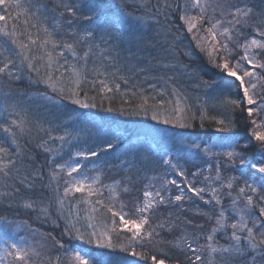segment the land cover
I'll return each instance as SVG.
<instances>
[{"label":"trees","instance_id":"1","mask_svg":"<svg viewBox=\"0 0 264 264\" xmlns=\"http://www.w3.org/2000/svg\"><path fill=\"white\" fill-rule=\"evenodd\" d=\"M25 2L26 0H22V3ZM41 2L47 4L49 9H55L54 14L56 15L63 11L64 16L61 17L63 28L65 30L72 29L77 33L79 31L75 26L76 22H79L77 24H81L84 21H90L85 20V16H92L91 20H101L106 14L123 10L122 5L124 4L128 5L129 9L138 11V13L144 12L145 5L144 3L142 6L139 3L125 0H41ZM201 2L204 3V0H201ZM245 3L254 4L257 9L264 8L261 0H208L210 6L207 9V16L211 17L212 23H214L216 19L222 18L220 13L223 11V19H230L231 17L228 16V12L234 10L235 7H243ZM57 4H67L69 7H73L76 10V15L72 16L64 8L57 7ZM146 5L148 7L151 6V10H155L156 12L157 8H159L157 14L160 15V18L155 15L158 17V20L151 23L149 35L143 39V42H141V45L135 51L137 52L135 54L136 59L142 56L141 60L144 63H142V66L140 65L138 68L130 71L131 69L125 62L128 59L127 53L120 54V52H116V60L105 62L108 64L109 72L119 69L115 76V83L120 84V91L108 93V96L112 97V99L103 100L102 106L98 97L97 107L94 108V112L113 121L117 119L122 121L121 118L116 119L115 114H125L124 119H128L126 115L137 117L140 114L132 113L135 111V106L142 102V95L155 97V99L149 100L150 107L148 110L152 108V105L159 107L157 104L159 100H164L165 102L169 100L167 97L169 94L168 88L166 87V93L163 92V95H160L161 90L156 87L157 84L155 88L149 87V85L155 84L151 79L158 77L157 80L159 81L160 76L164 75L170 82L171 78V83L177 89H181V92L190 101V109L189 107L186 109V114L195 118L191 119L190 123L193 126L189 128H181L175 123H169V125L179 129L188 136L194 137L196 144L200 145L199 148L193 147L182 155V162L187 173L193 176V173H197V171H199V174H203L200 171L204 168L206 169V167L214 169L215 164H219V155L222 154L219 153L220 150L217 142L218 140L226 139L228 143L234 145L235 153L239 155L234 156V160L230 164L220 161L219 165H221L222 169L232 170L241 179H253V182L259 185V191L256 199H254L259 203L258 197L264 193V188L260 186V184L264 185V174L255 171L248 162L253 161L254 164L264 162V142L256 140L252 135L254 130L264 131V110L254 112L253 116L249 117L247 108H258L262 99H264V69L259 67L253 68L246 61L242 62L246 70L256 74L250 78L246 77L245 81L246 86L249 80L257 85L255 89H250V92L254 94V98L257 100V104L249 106L246 100L239 107L228 104L227 101L229 100H240L243 96V91L234 86L230 87L229 84L234 81V78L226 77L224 71L215 66L216 63L223 62L220 59L223 56V52L219 56L215 53L213 54L214 63L210 61L205 51H201L200 47H197L200 37L207 36L204 29L211 27V23L206 19L202 25H198L200 32L197 39H193L195 30L194 33H188L183 21L179 19V16L185 11L189 15H199V9L192 7L191 0H147ZM167 5H172V7H167ZM177 5H180L179 9ZM219 5H223V8L221 9ZM213 8H215V12H213ZM52 14L51 12L49 13V15ZM69 19L73 21L72 25L67 24V20ZM225 26L228 25L225 23L222 27ZM251 35H254V33H250L248 30H243V36H238L234 32L232 40L227 41L229 48L232 49L230 60L233 65L244 54L243 48L238 47V45L243 44L245 37H250ZM72 38L65 36V39ZM217 39L222 43L226 41V37L217 36ZM212 43L211 37H208L204 46L210 48ZM123 44L124 41L121 40L120 46ZM173 50L176 52V55L168 56ZM166 53L167 55L165 56ZM160 58H162V61H170L182 66L183 69L179 73H174L172 69L162 70L161 68H154L155 66L151 65V63L156 64L157 59L161 60ZM256 59L258 63L264 64V53L257 56ZM99 62L97 60V63ZM91 66L92 62L90 61L89 67L91 68ZM180 74L183 75L180 76ZM19 75H21V79L18 81L7 79L0 81V124H10L13 119L17 121L23 120L25 127L24 134H20L14 126L13 130L17 132L18 143L26 154V163L30 165L28 174L31 175L33 170L38 169L43 179H36L34 186L30 189L20 185L18 180L7 181L9 187H5L4 183H0V192L12 193L10 196H0V257H4L5 264L11 260V257H7L3 251L4 247L7 246L5 241L8 240L9 242L23 243L24 246L35 249L40 255L31 258L32 264H52V261L57 256L60 257L59 264H76L74 253L72 257V252L76 251L78 243L74 240V232L65 233L64 230L68 221L62 216L56 206V199L58 195L62 194L60 191L62 186L60 183L57 185L56 179H52L53 172L57 173V176H60L61 179H63L64 172L62 169L57 168L56 161L50 158L49 152L45 151L44 147L47 135L56 131L57 121L61 112L60 106H46L40 99L43 96L41 94L51 96L49 88L44 83L30 82L26 72ZM120 76L127 79L128 83L125 84L119 78ZM32 77L33 80L36 79L35 74H32ZM133 93L136 95L133 96ZM210 93L219 95L211 97L212 94ZM89 95H96V93L89 91ZM56 97L62 103L68 102L66 99L61 100L57 94H55ZM212 98H216V101H212ZM198 99H200V105L199 103L195 104ZM109 107L113 108L114 111H108ZM63 109L66 111V108ZM141 112L143 113V111ZM202 113L208 117L203 122L200 119ZM210 117H215L216 120H224L225 125L217 124L215 121L209 119ZM253 120L256 121L255 125L252 123ZM201 123H203V127H201ZM257 125H261V127H257ZM57 134L58 132L55 135ZM0 140L4 141V147L8 148L10 153L15 152L16 145L11 143V137L3 132L2 129H0ZM210 144H212V147L209 146ZM41 145L43 146L41 147ZM205 147L208 148V152L203 150ZM28 156H31L33 159L29 161L27 159ZM241 156L244 163H241ZM117 158L118 156L113 154L109 158L107 156L106 160L101 162L102 166L99 169L100 176L95 187L96 190L99 188L103 194V199H99L103 204L99 205L106 210L107 207L103 205L113 207L114 211L126 213V219H136L140 215L136 212V208L143 204L144 190L140 185L133 184L130 180L127 181L125 175L120 170V166L110 165L111 161L109 160H114L119 164L121 162L120 157L119 159ZM200 177L201 175L196 177V179ZM117 180H119L121 187L118 194L113 195L109 186L112 184V181ZM13 186L18 187L20 191L15 192ZM58 186L60 188L56 191ZM125 187L129 191L125 192ZM219 192L223 205H227L232 200L230 198H233L236 194L235 188L229 189L227 184L221 186ZM25 201L32 202L33 207H24ZM172 204L177 205L176 211L179 219L176 217L175 224L178 227L170 235L166 232L162 233L166 239H172L174 236L181 235V230L185 231V229L190 233L197 232L203 235L208 234L206 232L208 229L209 231L211 230L210 223L212 221H208L206 216L199 213L200 211L206 212L207 209L211 211L217 210L213 207L214 204H211L206 209H204L203 203L184 207L179 205L178 202H173ZM121 205H123V208H121ZM43 209H47V212H44ZM143 215L150 216V223L152 225L157 223L155 215L150 213H144ZM211 215L215 217L216 214ZM169 218L174 220V212H172ZM187 220H191L193 225H203V227L188 225L186 224ZM116 222V229L112 231V237L117 244L124 246V256L136 259V264H152V261L151 259L134 256L132 254L133 251L146 252L149 256L156 255L158 259H165L166 264H177V262L179 264H191V260L195 258L187 250L180 251L168 244H161L155 241L153 243L144 242L143 247H141V243L139 244L141 241H133L131 239L132 233L128 232L120 224L119 217H117ZM147 227L146 225L145 229ZM225 239V237L220 238L221 241ZM60 244H63V247H60ZM85 246L92 257L86 259L88 260V264L106 263L102 253L108 252L107 250L99 249L94 245L85 244ZM190 257L191 259H189ZM232 264H242V261L237 258L233 260Z\"/></svg>","mask_w":264,"mask_h":264},{"label":"snow or ice","instance_id":"2","mask_svg":"<svg viewBox=\"0 0 264 264\" xmlns=\"http://www.w3.org/2000/svg\"><path fill=\"white\" fill-rule=\"evenodd\" d=\"M142 2L145 5L147 4V0H142ZM191 3L192 7L199 9V15H189L185 11L179 16V19L183 21L188 33H194L195 30L193 39H197L200 32L198 25H202L206 19L211 23V27L204 29L207 36L200 37L197 47H200L201 51H205L210 61L214 63L213 54L215 53L219 56L223 52V56L220 57L223 62L216 63L215 66L222 69L226 77L234 78V81L229 84L230 87L234 86L243 91V96L240 100H229L227 103L234 107H239L246 100L249 106L256 105L257 100L254 98V94L250 92V89H255L257 85L249 80L246 86L245 81L246 77L250 78L256 74L246 70L242 62L246 61L253 68L259 67L264 69V64L258 63L256 59L257 56L264 53V8L257 9L254 4L250 5L245 3L243 7H235L234 10L228 12V16L231 17L230 19H223L224 12L221 11L220 15L222 18L216 19L212 23V18L207 16V9L210 6L208 0H204V3L201 0H191ZM261 4H264V0H261ZM57 7L64 8L72 16L76 15V10L67 4H57ZM167 7H172V5H167ZM219 7L222 9L223 5H219ZM177 8L179 9L180 5H177ZM50 12L53 14L49 15ZM157 12H159V8H157ZM213 12H215V8H213ZM54 13L55 9H49L47 4L42 3L41 0H26L25 3H22V0H0V81L5 79L18 81L21 79V75L19 74L26 72L30 82L44 83L61 100L66 99L71 104L87 109L97 107V98L99 97L102 106L103 100L112 99V97L108 96V93L120 91V84L115 83V76L119 69L113 72L108 71V64L105 62L111 61L112 57L108 54V48H101V44L94 41L92 31H86L81 35L72 29L65 30L62 26L63 21L61 20L64 12L62 11L58 15ZM84 19L91 20L92 16H85ZM136 19L142 18L137 17ZM72 23L73 21L71 19L67 20L68 25H72ZM225 23L228 26L222 27ZM243 30H248L250 33H254V35L245 37V42L238 45V47L243 48L244 54L233 65L230 60L232 49L229 48L227 41L232 40L234 32L238 36H243ZM65 36L73 38L65 39ZM217 36L226 37V41L222 43L217 39ZM208 37H211L213 42L210 48L204 46ZM101 40L107 44V40L104 39L103 34L101 35ZM66 53L71 54L73 58L72 62H69ZM97 60L100 62L97 63ZM90 61L92 62L91 68L89 67ZM163 67L167 68L169 65L165 64ZM32 74H35V80H33ZM119 78L125 84L128 83L127 79L123 76ZM149 87L155 88V85H149ZM89 91L95 92L96 95L90 96ZM41 95L46 100H53L52 96L47 94ZM132 95L135 96L136 94L133 93ZM160 95H163V92ZM173 95H177L176 89H173ZM150 99H155V97L142 95V102L135 106V111L132 114L138 115L143 111V114L147 115L150 107ZM165 103L164 100L157 101L160 108H163ZM151 107L153 108L152 119H160V113L155 110L156 105H152ZM107 110L114 111L111 107ZM262 110H264V99H262L258 108H247V114L249 117H252L254 112ZM173 113L175 115L165 117L162 122L165 124L175 123L181 128L193 126L190 121L195 117H190L186 114V110L181 106L179 98L175 103ZM205 118L208 117L202 113L200 116L201 121L203 122ZM209 119L219 125H225V121L222 119L216 120L215 117H210ZM252 123L255 125L256 121L253 120ZM13 126L18 129L20 134H24L25 127L23 120L17 121L13 119L10 124H0V129L7 133L11 137V143L16 145L15 152L10 153L9 149L4 147V141L0 140V154H2L0 155V183H4L5 187H9L7 181L18 180L20 185L30 189L34 186L36 179H43V177L38 169L33 170L31 175L28 174L30 165L26 163V154L18 143L17 132L13 130ZM203 126V123H201V127ZM257 127H261V125H257ZM252 135L256 140L264 142V131L254 130ZM60 139H63V137H60ZM112 146L111 143H108L107 149H111ZM194 146L197 148L200 147L199 144H195ZM203 150L208 152L207 147ZM45 151H48V149H45ZM97 154V152L91 153L93 156ZM224 155L229 160H232L234 156H238L239 154L228 151ZM27 159L30 161L33 158L28 156ZM240 159L241 163H244L242 156ZM165 163H171V160L166 159ZM63 167L64 165H57V168ZM69 167L70 171L68 175L71 177L73 172L78 171V166ZM172 167L175 169L177 165L172 164ZM251 167L259 173L264 174V162L252 164ZM178 174L183 176L184 172L178 170ZM196 175L197 173H193V176ZM56 177L57 173L53 172L52 179H56ZM216 179H220L219 170L217 171ZM168 183L177 185L175 180L169 181ZM65 184L64 197L85 191H87L88 196L94 194L92 185L86 184L84 180H76L73 178L65 181ZM116 187L117 185H113L110 191L115 193ZM147 187H151V185ZM227 187L229 189L233 187L232 179L228 181ZM246 189L251 193H257L259 191L253 185L245 182V187L239 189V194L243 196L244 204L243 206L238 204L239 196L233 198L232 210L236 215L231 217V222L228 223L230 218L225 214L226 210L222 206L218 189L212 188L211 198L205 200L203 196V193L206 191L205 188L194 187L191 183L187 185V191L204 200L205 204H211L212 201H215V205H221L215 217L211 215V212L200 211L199 214L206 216L209 220L214 219L215 223L209 233L204 237L205 244L199 245V247H194L193 245L198 243L200 234L182 231L181 235L174 236L172 239H166L162 233L166 232L170 235L178 225L167 219L152 225L150 223V216L143 215L144 213L155 214L159 205L184 201L186 195L183 189L174 198L170 197L167 199L159 190L155 192L145 190L143 192V204L136 208V212L140 214L136 219H126V213L114 211L113 207L107 205L103 206L107 207V210L112 213L113 217H119L120 224L128 232L132 233L131 239L133 241H141V247H143L144 242L152 243L155 241L161 244H168L180 251L187 250V252H191L195 257L194 260H191V264H232L233 260L237 258L241 259L242 264H264V195L258 197L259 203H257L253 195H245ZM14 191L19 192L20 189L14 187ZM124 191L127 192L129 189L125 187ZM10 195H12L10 192H0V196ZM64 197H58L57 202L61 206L64 204ZM83 202L91 204V201L88 200H84ZM97 203L103 204L102 201H97ZM24 207L32 208L33 203L25 201ZM121 208H123V205H121ZM43 211L47 212V209H43ZM97 211H99L98 208H91L92 213H96ZM169 216H171V213H169ZM87 219L89 221L87 227L93 229L92 232L87 233L88 243H92V238L95 237L97 243L101 246L113 247L111 237L108 235L107 230L97 233L95 226L91 223L96 217L89 215ZM177 219L179 218L177 217ZM116 223V220L113 219L112 231H115ZM186 224L192 225L193 227H203V225H193L191 220H187ZM146 225L148 226L147 229H145ZM105 229H107L106 225ZM64 231L65 233L75 232L77 238L81 240L86 237V234L82 233L76 227V223L71 220L67 222ZM217 234H223L229 243L227 245L217 246L214 243ZM5 244L7 246L4 247L3 251L7 257H11V260L7 261V264H32L31 258L40 255L35 249L26 247L23 243L9 242L6 240ZM59 246L63 247V244ZM205 250L207 251L206 257L204 255ZM132 254L145 259H151L152 264H166L165 259H158L156 255L149 256L146 252L133 251ZM74 260L76 264H88V260L81 255L80 251H74ZM59 261L60 257L57 256L52 261V264H59ZM0 264H5L4 257H0Z\"/></svg>","mask_w":264,"mask_h":264},{"label":"rangeland","instance_id":"3","mask_svg":"<svg viewBox=\"0 0 264 264\" xmlns=\"http://www.w3.org/2000/svg\"><path fill=\"white\" fill-rule=\"evenodd\" d=\"M125 1L139 3L143 6L142 0ZM122 6L123 10L113 11V13L106 14V16H103L101 20L94 19L88 22L84 21L81 24H77L79 22H76L75 26L81 35L86 31H92L94 34V41L96 43H100L101 48H108V54L112 57V60H116V52H120V54L127 53L126 55L128 56V59L125 62L131 69L130 71H132V69H136L144 63L141 60L142 56L140 58L137 57L136 59L135 54L137 52L135 51L141 45L143 39L149 35L151 23L158 20L160 15H158L155 10H151V6L148 7L147 5H144V12L139 13L138 11L129 9L128 5L124 4ZM137 17L142 19H136ZM102 34L104 39L107 40V44L102 42ZM121 40L124 41V44L120 46ZM174 54L176 55V52L173 50V52L168 54V56ZM166 55L167 53L165 56ZM66 57L69 62L73 61L70 53H66ZM160 59L161 60L157 59L158 61L156 64L151 63V65L155 66L154 68H161L162 70L172 69L174 73H179L181 69H183L182 66L170 61H162V58ZM165 64L169 65V67H163ZM182 75L183 74H180V76ZM157 78H153L151 80L155 82V86L157 84L156 87L161 90L160 92L166 93L167 88L169 90V94L167 95L169 100L165 103L164 107H156L155 109L160 113V119L158 120L152 119L153 108L148 110L147 115H144L142 112L137 117L126 115L128 119H124L125 114L123 113L115 114L116 119L121 118L122 121L118 119L113 121L107 117L97 115L94 112V108H80L78 105L71 104L70 101L62 103L59 99H57V97L55 98L56 93H53L51 89L49 90L51 96H54L53 100L49 101L44 99L43 96L40 97L46 106L59 105L61 110L55 133L47 135V139L44 143L45 149H48L50 158L56 161V165H64L63 168H59L64 172L63 179H61L60 176L56 177L57 185L60 183L62 186V189L60 186L56 188V191L60 188L62 193L60 195L57 194L58 197H64L63 187L66 186L65 181L73 178L76 180H84L86 184H91L94 189V194L92 196H88L87 191H85L83 193L77 192L70 194L68 197H64L63 206L57 202V197V209L67 221L71 220L76 223V227L79 228L82 233L86 234L85 239L81 240L77 238L74 232V236L76 238H74V240L78 243L76 251H80L81 255H83L85 259L92 258L91 254L88 252L89 250L86 249L85 244L94 245L99 249H105L108 251L102 253L103 259L106 263L102 262L99 264H136L137 262L136 259L132 257L124 256V246L117 244L112 237V221L113 219L117 221V217H113L112 213H109L97 203L99 199H103V194L100 192L99 188L96 190L95 187L97 186L100 176L99 169L100 166H102L101 162L105 161L107 156L109 158L114 154L118 156L117 159L120 157L121 162H119V164H117L118 162L114 160H109L111 161L110 165L120 166V170L125 175L126 180H130L133 184L140 185L144 191L149 190L155 192L159 190L167 199L170 197L174 198L176 195L180 194V190L183 189L186 199L178 202L179 205L184 207L203 203L204 209H206L210 207L211 204H214L213 207L217 210L211 211L207 209L206 212H211V214L216 215L221 205H215V201H212L211 204H205L204 200H201L198 196H194L191 192L187 191V185L189 183H191L194 187L205 188L206 191L203 193V196L205 200H208L211 198L212 188L218 189L219 194V188L224 184H228V181L232 179L233 187L236 190V194L233 198L238 196L240 197L238 200V204L240 206H243L244 199L243 196L239 194V189L241 187H245V182L253 185L257 189L259 186L253 182V179H241L236 176L232 170L222 169L221 165H219L220 161L230 164L231 161L234 160V157L232 160H229L228 157L224 155V153L228 151L235 152L234 145L228 143L226 139L218 140L217 142L220 150L219 153L222 154L219 155L218 153L219 164H215L214 169L206 167V169L204 168L200 171V173L203 174H199V171H197L196 176H190L187 173V170L184 168L182 162V155L195 147L194 145L196 144V140L194 137L188 136L179 129L163 123L162 120L169 115H175V113H173V108L175 107V103L178 98L181 106L184 107L185 110L189 107L190 101L188 100V97L181 92V89H177L175 85L171 83V79L169 82L164 75L160 76L159 81ZM173 89L177 90V95H173ZM217 95L219 94H212L211 97H215ZM57 101L59 102L57 103ZM212 101L215 102L216 98H212ZM197 103L200 105V99L196 100L195 104ZM63 108H66V111H64ZM79 109L80 111L78 112ZM130 117L132 118L130 119ZM57 132L58 134L55 135ZM60 137H63V139H60ZM108 143L113 145L111 149H107ZM211 145L212 144L209 146L212 147ZM92 152H97L98 154L93 156L91 155ZM166 159H170L171 163H165ZM125 161H127V163H125ZM172 164H176L177 168L174 169ZM248 164L252 165L254 163L253 161H249ZM69 166H78V171L73 172L71 177L68 175V172L70 171ZM178 170L183 171L184 175H179ZM218 170L220 175L219 180L216 179ZM237 173L240 175L239 172ZM200 175L201 177L196 179V177ZM206 177L207 179H205ZM172 180H175L179 187L168 183ZM117 181H112V184L109 186V188H111L113 185H117L116 192H112L113 195H117L119 188L121 187L119 180ZM149 185H151V187H147ZM260 186L264 188V185L260 184ZM257 193H251L248 189H246L245 195H253V198L256 199ZM261 195H264V193ZM233 198L230 199L233 200ZM84 200L91 201V204L84 203ZM232 200L227 205H223L222 203L223 208L226 210V216L230 218L228 223L231 222V217L236 215V213L232 210ZM176 206L177 205L172 203L159 205L155 211L159 212L153 214L157 217V223L164 219L176 222V217L178 215ZM92 207L98 208L99 211L92 213ZM172 212H174V220L169 218V213L172 215ZM89 215H94L96 217V219L91 221V223L95 226L97 233L107 230L108 235L111 237L113 247L109 248L107 246H101L97 243L95 237L92 238V243H88L87 233L93 231L92 228L87 227V224L89 223L87 217ZM207 220L210 222L212 221L210 223L211 229L215 221L214 219L209 220L208 218ZM105 225L107 226V229H105ZM185 231L190 233L186 229ZM206 232L209 233V229ZM180 233L182 234V230ZM205 236L206 235L200 234L198 243L193 246L199 247V245L205 244ZM221 237L225 236L223 234H217L214 243L217 246L227 245L229 241L227 239L221 241ZM140 243L141 242H139V244ZM73 253L74 251L72 252V257ZM204 255L205 257L207 256L206 250Z\"/></svg>","mask_w":264,"mask_h":264}]
</instances>
